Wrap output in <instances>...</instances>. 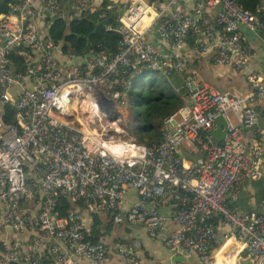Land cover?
<instances>
[{
    "label": "built area",
    "instance_id": "built-area-1",
    "mask_svg": "<svg viewBox=\"0 0 264 264\" xmlns=\"http://www.w3.org/2000/svg\"><path fill=\"white\" fill-rule=\"evenodd\" d=\"M68 1L11 0L0 14V264H111L114 255L148 264L140 239L94 241L91 219L102 214L113 229L141 228L160 241L165 264H264V183L256 208L240 204L248 183L264 178V76L251 69L253 45L242 34L264 46V0L257 13L238 0H191L187 11L102 0L118 13L114 56L74 53L50 35L54 20H75L97 0H75L66 13ZM150 30L173 58L148 43ZM193 34L199 53L244 74L247 94L186 78L182 50ZM57 53L79 66L64 71ZM146 69L181 76L189 97L164 119L154 147L124 139L127 89ZM219 116L227 122L221 143L213 137ZM58 198L76 208L62 216Z\"/></svg>",
    "mask_w": 264,
    "mask_h": 264
},
{
    "label": "trees",
    "instance_id": "trees-1",
    "mask_svg": "<svg viewBox=\"0 0 264 264\" xmlns=\"http://www.w3.org/2000/svg\"><path fill=\"white\" fill-rule=\"evenodd\" d=\"M9 1L11 0H0V14L7 12ZM151 2H158V0H151ZM238 2L253 13H257L260 4V0H238ZM103 4L102 8L86 10L79 18L72 21L54 20L49 29L50 35L53 38L63 36L65 42L70 44L71 52L74 53L92 48L93 50H105L112 56L116 55L121 41V36L116 31V28L120 26L118 18H111L98 29L96 34H93L96 24L110 16L107 8L109 2L106 1ZM262 20L264 22V16H262ZM108 26H112L114 29L107 31ZM91 34H93L91 37L92 46L89 47L87 37ZM175 82L179 89L177 93L173 90L174 84L172 82L170 84L164 74L148 69L138 70L130 81L127 89V106L129 102L135 113L136 133L144 146L154 147L160 142L164 119L176 113L189 99L184 82L182 80ZM126 137H130L129 133ZM132 142L138 144L136 139ZM56 208L62 216H67L68 212L75 209L76 206L64 198H58ZM93 221L94 241L100 240L101 228H105L107 233L112 230L110 225L104 227L103 221L98 216H93Z\"/></svg>",
    "mask_w": 264,
    "mask_h": 264
},
{
    "label": "crops",
    "instance_id": "crops-1",
    "mask_svg": "<svg viewBox=\"0 0 264 264\" xmlns=\"http://www.w3.org/2000/svg\"><path fill=\"white\" fill-rule=\"evenodd\" d=\"M147 1L153 4L155 7H161L163 5L170 3L174 9H182L185 11L189 10L191 5V0H158V2H151V0H147ZM74 2L75 0H69L65 4L66 13H69L71 11ZM102 6H104L102 0H97L93 4V9L102 8ZM242 34L246 39V42L253 45L251 52V59H250L251 69L262 73V75L264 76V46L262 41L258 39L254 33H251L246 29L242 30ZM146 37L148 43L154 46L159 53L166 56L168 55L170 58L174 57L173 52L169 51V49L165 46V44L159 39L156 30H150ZM195 37L196 36L191 35L187 44L182 50L187 62L186 71L184 73L186 75V78L192 76H198V81L200 83H209L222 92H231L229 86H234L237 89H240L241 87L243 89L244 86H246L244 74L236 71L234 68L230 66L215 65L213 63V54L211 53L209 54L199 53L196 50ZM56 58L58 59L59 64L62 66L64 71L66 72H68L69 69H71L73 66L76 67L79 66L78 62L71 61L66 54L57 53ZM247 92H249V88L246 90L243 89V92H236V93L246 94ZM260 191H263V187L261 188ZM133 196H134L133 193L130 194L129 199L132 198ZM97 216L98 217L101 216V220L104 222V224H110L109 220L102 218V215H97ZM93 225L94 224L92 223L91 225L92 232H94ZM110 226L112 230L109 233H107V230L105 228H101L102 233H100V241H110L111 238L108 237H112L115 242L118 241L120 242L123 239L130 240L132 238H137L140 239L142 242L143 245L142 252L146 257L148 264H165L167 262L170 256V252L163 246V244L160 241H156L148 238L145 232L141 228L128 229V227H124L130 230L132 234L131 235L126 234L122 236L120 234H113L116 230L112 228V225ZM92 232L91 235H93L94 237V234ZM15 235L8 234V237L13 238L16 237ZM4 237H5L4 234H0V243L4 241ZM233 259H235V256L233 257ZM111 264H127V263L124 262L119 256L114 255L112 257ZM218 264H220V260Z\"/></svg>",
    "mask_w": 264,
    "mask_h": 264
},
{
    "label": "rangeland",
    "instance_id": "rangeland-1",
    "mask_svg": "<svg viewBox=\"0 0 264 264\" xmlns=\"http://www.w3.org/2000/svg\"><path fill=\"white\" fill-rule=\"evenodd\" d=\"M93 9V7L91 8ZM193 36H196L195 39H196V42L198 40V36L193 34ZM191 37V35L189 36V38ZM189 38L187 39L186 41V44L189 40ZM185 44V45H186ZM183 75V74H182ZM179 78L177 77H169L170 79L169 82L171 84H174V91L177 93L179 92V89H178V86L176 85V80H182V78H180L181 76H178ZM198 77V76H197ZM237 83V82H236ZM245 83H246V86H244V90L248 89V85H247V82L245 80ZM229 89L231 90V92H243V89L240 87V89H237L236 87L234 86H229ZM237 89V90H236ZM239 94V93H238ZM261 112L264 113V106L261 108ZM125 116L126 118H128V124L126 126V129H127V135L129 133L130 137H124V139H126L127 141H134V139H136V142L138 144H142V141L141 139L139 138V136L137 135L136 133V128H135V124H136V116H135V113L134 111L132 110L129 102H128V106H127V109L125 110ZM262 125L264 126V118L262 119ZM162 127H163V123H162ZM263 183H264V178H260V179H257V180H251L248 185H247V188H246V191L245 193L243 194V197L241 199V206L244 208V209H249L250 206H252V204L254 203L253 207L256 208L257 205H258V202H259V198H260V195H261V188L263 187ZM101 218V216H100ZM102 218H105L106 220H109V218L102 214ZM91 223H93V220L91 219ZM104 223V222H103ZM105 225H109V224H104V227ZM114 230H116L113 234H120V235H131L132 232L128 229L124 230V227H115ZM94 234V232H92ZM102 233V232H101ZM95 235V234H94ZM242 250V249H241ZM240 250V251H241ZM238 253H239V250L236 251V254L234 255L235 256V259L238 257Z\"/></svg>",
    "mask_w": 264,
    "mask_h": 264
},
{
    "label": "water",
    "instance_id": "water-1",
    "mask_svg": "<svg viewBox=\"0 0 264 264\" xmlns=\"http://www.w3.org/2000/svg\"><path fill=\"white\" fill-rule=\"evenodd\" d=\"M109 17L101 22H99L98 24H96L95 26V30L93 32V34H96L98 32V29L106 22H108L111 18H117L118 17V13L117 12H114V11H110L109 10ZM89 35L87 37L88 39V46L91 47L92 46V43H91V37L92 35ZM189 105H191V102H189ZM93 109L96 108V105L94 104L92 106ZM94 117H96L94 115ZM216 124H217V128L216 130L213 132V137L214 139L218 142V143H221L224 141L225 137H226V134H227V122L225 120V118L223 116H219L216 118ZM96 125L98 126L99 124L96 123ZM235 251V248H231L230 251H229V255L232 254L233 252ZM246 264H251V263H246Z\"/></svg>",
    "mask_w": 264,
    "mask_h": 264
},
{
    "label": "bare ground",
    "instance_id": "bare-ground-1",
    "mask_svg": "<svg viewBox=\"0 0 264 264\" xmlns=\"http://www.w3.org/2000/svg\"><path fill=\"white\" fill-rule=\"evenodd\" d=\"M97 116H98L99 119L104 120V123H107V120L104 119L105 118V114L103 112H101V110L97 112ZM235 246H236L237 250H239V251L242 249V245L241 244H237Z\"/></svg>",
    "mask_w": 264,
    "mask_h": 264
},
{
    "label": "clouds",
    "instance_id": "clouds-1",
    "mask_svg": "<svg viewBox=\"0 0 264 264\" xmlns=\"http://www.w3.org/2000/svg\"><path fill=\"white\" fill-rule=\"evenodd\" d=\"M247 93H248V92H247ZM247 93H246V94H247ZM261 108H262V107H261ZM261 108L258 109V111L260 112L261 118L263 119V117H264V113L261 112ZM261 123H262V122H261Z\"/></svg>",
    "mask_w": 264,
    "mask_h": 264
}]
</instances>
